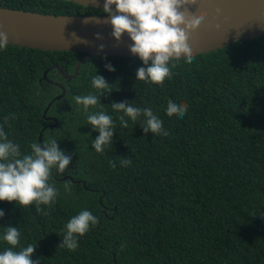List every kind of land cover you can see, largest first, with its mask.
I'll return each mask as SVG.
<instances>
[{"label": "trees", "instance_id": "16d2710c", "mask_svg": "<svg viewBox=\"0 0 264 264\" xmlns=\"http://www.w3.org/2000/svg\"><path fill=\"white\" fill-rule=\"evenodd\" d=\"M0 7L104 15L61 0H0ZM81 56L15 45L0 51V125L22 154L54 123L43 112L61 90L42 80L43 72L56 64L73 74ZM141 66L135 57L101 55L85 59L70 81L57 69L48 72L65 95L46 112L57 125L42 132V143L54 137L72 163L53 172L59 194L51 208L41 206L47 215L35 205L21 211L0 202V252L9 247L2 228L12 226L21 232L15 250L36 244L32 260L41 264H264V35L195 55L192 63L181 60L162 86L136 81ZM95 74L110 89H93ZM101 91L103 111L116 127L112 145L96 153L91 140L98 133L73 98ZM169 100L187 105L182 118L166 115ZM122 101L150 107L168 135H145L142 116L121 127L110 104ZM124 157L131 158L127 167ZM82 210L98 222L75 251L58 249L65 224Z\"/></svg>", "mask_w": 264, "mask_h": 264}, {"label": "clouds", "instance_id": "9594fccd", "mask_svg": "<svg viewBox=\"0 0 264 264\" xmlns=\"http://www.w3.org/2000/svg\"><path fill=\"white\" fill-rule=\"evenodd\" d=\"M197 0H104V17L111 28L110 38L117 44L124 36L131 42L130 54L139 59L141 67L135 72V80L147 85H163L165 79H171L174 69L181 60L192 63L195 59L194 48L190 42V33L198 28L205 18V13L197 11L190 13L189 6L196 5ZM113 6L115 8L113 9ZM220 9H217V13ZM95 17H90L93 19ZM86 20L85 23H88ZM219 28V25H215ZM75 35V34H73ZM97 40L102 37L97 34ZM78 42V38H76ZM8 46V34L0 31V51ZM101 44L98 51H103ZM183 57V59H182ZM107 71H115L114 67L106 64ZM91 87L95 90L109 88L107 81L97 74L91 79ZM134 87V86H133ZM99 95L89 93L75 96L77 111L87 116V124L98 136L91 140V148L96 153H102L106 147L112 145V137L116 124L113 117L103 111ZM99 106L97 112H90V108ZM111 109L119 113L116 119L120 126L128 128V121L137 122L142 116L140 124L142 132L155 135H168L163 129V122L154 115L152 109L137 107L133 102H112ZM187 112L185 103L169 100L166 115L183 117ZM8 117H5V123ZM31 153L22 154L20 146L9 141L0 125V202L12 203L21 211L29 205H35L37 214L48 213L42 205L51 208L58 196V190L52 182L53 172L62 174L72 163V157L59 149L57 140L49 138L42 144L31 143ZM111 163V162H110ZM122 166L131 164V158H121ZM115 167V164H111ZM70 191V186H66ZM5 213L0 210V218ZM98 222L97 217L88 210H82L71 217L63 228V238L60 239L58 249L75 251L79 238ZM2 239L9 246L0 252V264H41L40 260H32L36 244L15 250L20 243L21 232L18 227L2 228Z\"/></svg>", "mask_w": 264, "mask_h": 264}, {"label": "water", "instance_id": "95a60500", "mask_svg": "<svg viewBox=\"0 0 264 264\" xmlns=\"http://www.w3.org/2000/svg\"><path fill=\"white\" fill-rule=\"evenodd\" d=\"M61 1L101 11L104 3V0ZM217 9H220L219 13ZM188 11L205 13L201 25L190 33L189 39L194 48V55L205 54L236 41H250L264 35V0H197V4L189 6ZM90 17L95 18L89 19ZM86 20L89 22L85 23ZM215 25H219V28ZM0 31L8 34V45L82 54L75 64L73 74L64 73L56 64L45 69L42 74V80L58 86L61 93L48 103L43 112V118L54 123L42 128L38 135V144H42V132L47 127L53 128L57 125L55 118L45 117L47 110L54 100H60L65 95V89L61 84L47 79L51 69H57L65 80L70 81L77 75L81 63L89 57L101 55L133 57L128 50L131 42L126 36L118 44L110 38L111 28L103 15H53L0 7ZM97 34L102 39L97 40L95 38ZM76 38L82 42H78ZM101 44L104 46L103 51H98ZM75 168L73 165L72 169ZM67 178L72 181L71 177H63L62 180ZM82 185L85 186V183L82 182Z\"/></svg>", "mask_w": 264, "mask_h": 264}]
</instances>
